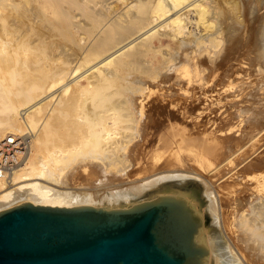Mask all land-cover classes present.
I'll return each instance as SVG.
<instances>
[{"label":"bare ground","instance_id":"1","mask_svg":"<svg viewBox=\"0 0 264 264\" xmlns=\"http://www.w3.org/2000/svg\"><path fill=\"white\" fill-rule=\"evenodd\" d=\"M32 3L37 4L34 5L33 11L34 15L39 17V21L42 18L44 20L48 18L50 22L47 23L54 22L49 19L50 15L59 12L64 16L70 9L78 10L80 15L87 20V22L72 21L75 29L77 31L84 30L88 37L70 36L71 32L65 31L70 28L67 27L63 33L72 38L75 46L69 45L67 47L64 44L63 46L61 44L56 45L58 43L55 44L57 49L60 48V51L65 53L66 59L62 56L64 61L61 57L59 58L61 62L58 60V62L52 61L48 62L49 64L42 62L44 65L41 64L38 61L41 56H38L37 60L36 57L27 55L33 47L29 38L27 42L23 41L27 39L23 37L24 32L17 27L16 29H9L15 27L13 25L12 27L7 26V19L4 16L6 7L8 9L26 8ZM217 7L218 2L216 0H0V140L8 133L25 135L30 132L29 136H36H33L34 140H29V149L13 167L9 178L7 180L0 179V210L23 202L51 206L126 207L157 194H176L190 203L191 200L189 201L185 197L187 192L183 189L193 187L201 190L202 195L208 199L209 213L213 217L212 220H216L218 215L220 216V194L211 189V186L206 185L207 182L204 177L205 180H202L198 175L196 179L169 174L151 176L152 178L142 185L131 186L128 190L123 191H105L106 193L99 195L85 189L83 192H75L67 185H69L70 180H74L73 172L79 164L87 165L89 172L112 174L104 182L110 181L114 185L126 181L127 178L130 179L134 160L133 152L136 150L143 151L149 147L139 140L150 136L152 138L153 133L167 126L163 119L158 118L151 122L149 120L150 112L145 113L149 109L157 113L162 110V107L157 103L152 105L144 103L145 99L143 101L142 98L151 93L147 83L155 82L158 87H156L157 91L163 95L166 92H171L170 87L172 85L181 89L186 83L193 84L197 80L203 82L216 68L221 69L220 67L223 65L225 67H222L220 73H223L224 76L228 74L227 70L231 67L227 56L229 53L228 51L222 53L226 49L223 47L227 42L224 31L226 15L220 11L221 16ZM210 19H213L214 22H208ZM239 22L241 23V21ZM63 24L64 22H62ZM48 28L50 29L49 26ZM53 33L51 34L53 35ZM49 34L47 36H50ZM38 37L35 36V39ZM252 38L254 40V37ZM42 41L43 39L41 42L39 41V45L42 44ZM39 42L37 40L36 44ZM58 42L60 43V41ZM219 47L221 50L219 49L220 51L217 52ZM241 47L243 46L241 45ZM262 47L263 49L259 50L253 58L250 56V61L246 62V68L249 71L251 69L260 71L264 68V46L262 45ZM21 48H23V53L20 51ZM250 48L252 49V47ZM250 48L247 49L249 54ZM220 52L221 56L219 55ZM218 56L220 59L217 61ZM39 63L40 66H38ZM212 64L213 67L210 66ZM131 67L140 69L142 73H133L135 70L132 69V73H129L130 71L127 73L125 70ZM79 70H83L85 81L83 83L78 82V80L71 82L70 80H73L72 78ZM168 71H173L175 74L170 75ZM199 75L202 78L198 79ZM224 76L222 75L220 78L221 83H223ZM218 77H220L219 74ZM167 80L169 83L166 82ZM164 83L167 86L162 85ZM61 86L62 89L60 88L58 93L55 94L54 92L55 95L51 94L48 99H45L51 91ZM188 92L192 95L190 90ZM83 93L86 94L83 106L81 105L84 109L77 117L78 113L76 115L72 110L76 111L75 108L79 105L77 101ZM153 93L155 92L152 91ZM175 95L174 97H176ZM53 97L55 100L51 103L50 99ZM155 97L157 98V95ZM192 98L190 106L194 108L195 105L192 102L195 101V98ZM157 99L160 100L159 97ZM181 99L185 98H179V100ZM228 101H232V99ZM176 102L170 105L176 107V112L170 117L174 120L184 118L180 106L177 107L179 102ZM69 111L73 113V116L76 115L77 119H70L68 117V115L70 116ZM157 116L160 117L159 114ZM126 120H129V123H126ZM57 122L65 128L62 129V132L60 130L61 133L57 135V138L55 137L56 140L53 139L54 141L49 145L46 140L49 139L48 136L52 132V128L55 127L53 125H56ZM55 129L57 128L55 127ZM79 129H85V142L79 140ZM224 139L216 142L213 147L220 149L218 156L225 160L227 154L223 143L227 139ZM83 143L89 148L87 151L89 153L84 156L82 153L84 152L82 151ZM114 171L118 174L112 173ZM192 174L194 173L192 172ZM215 178L217 177L215 176ZM85 181L88 183L96 182L89 179ZM166 184L174 185L177 189H169L172 192L166 191L163 188ZM236 186V184L233 185L229 192L232 190L234 193ZM255 186L259 187V184ZM247 191L249 196L247 197V208H245L243 200L246 198ZM261 193L264 192L255 191L253 188L249 190L242 188L234 193L235 195L243 194L242 199L231 198V201L234 202L236 208L234 214L235 227L238 230L242 228L239 229L237 226L251 228L254 238L259 243L260 251L264 253V194ZM192 207L194 208L193 205ZM200 215L203 220L202 229L204 231L210 218L206 217L208 214L205 215L204 212ZM213 221L210 227L214 229L213 223L218 219ZM222 226L223 230H226L223 221ZM242 231L245 233V230ZM205 232L208 231H204V234ZM244 238L242 239L244 240ZM251 240L248 239L249 242ZM205 242L209 249L208 264H244L243 260H240L241 257H238L240 255L237 254L236 250L231 245L222 242L215 229L208 237L205 236ZM255 253L256 256L257 251Z\"/></svg>","mask_w":264,"mask_h":264},{"label":"rangeland","instance_id":"2","mask_svg":"<svg viewBox=\"0 0 264 264\" xmlns=\"http://www.w3.org/2000/svg\"><path fill=\"white\" fill-rule=\"evenodd\" d=\"M216 1L218 2V7H217L218 11L219 12L221 11L223 12V14L226 15V19H225L226 25L224 27V31H225V37L227 39L226 40L227 42H225L226 44L223 47V49H225V47L226 49L223 50L222 53L226 51H228L229 53V55L227 56L229 57V63H231V67L228 69L229 71L227 70L228 74L224 76L223 73L222 74L220 73L222 69L225 67L223 65L220 67L221 69L216 68V70L212 72L209 78L204 80L203 82H201L200 80H197L193 84L186 83L187 86L185 85L184 86L185 88L182 87L181 89L176 85H172L170 87V89H172L170 90L171 92L169 93L166 92L163 95H161L160 92L157 91L158 87L155 82L153 83L152 81L150 83H147L148 86L150 87L151 93L147 94V96L145 95L142 98L143 101L145 99L144 103L146 105H152V104L157 103L158 105L162 107V110L159 113H157V112H152V110L149 109L145 113L148 114L150 112L149 114L151 116L149 120L151 122H154L158 118L163 119L164 123L168 127L165 126L164 129H160L156 131L155 133H153L152 138L150 136V137H145L144 139L139 140L141 143L149 147H147V149L143 151L136 150V152L135 151L133 152L134 160H133V164L131 168L132 169L131 174L129 176L130 179L127 178L126 181L118 182L119 184L115 183L118 185L117 186V185H114L113 182L111 183L110 181L104 182V180L106 179L108 180L112 174L106 175L102 172H98V173L95 171L89 172L87 170V165L79 164L77 165L76 169L73 172L74 180H70L69 185L67 186L68 187L70 186V189H72V191H75V192H83L85 190L87 191L89 190L88 192H92L95 195L97 194L99 195L100 193L103 194L105 191L106 192H110V191L116 192L119 190H122V191L128 190V188H130L131 186L135 187L138 185H142L143 183H145L147 180L151 179L152 177L162 175V174L181 175L183 177L191 178V179H196L198 175V177L202 178V180L206 179V182H207V183L205 182L206 185H208L209 187L211 186V189H213L214 191H217L220 194L219 195L221 199L219 202L220 216L218 215V218H217L218 221H216L217 219L214 220L216 222L212 220L213 217L209 213V209L207 207L208 199L202 195L201 190H197L193 187H187L185 190L183 189V191L187 192L185 193V197L189 201L191 200L190 203L194 206L195 210L198 211L200 214H203V212L205 213V215L208 214L206 217L210 218V220L207 226L210 227V224L212 223V221L214 222L213 223V225L215 226L214 229L218 233V236L221 238L222 242L226 245H231L234 248V250H236L237 254L240 255L238 257H241L240 260L241 261L243 260L242 262L244 264H264V253L260 251L259 243L256 240V238H254L251 228L247 229L245 227L237 226L239 229L242 228L238 230L235 227L234 214L236 212V208L234 207V202L231 201V198H234V199L241 198L242 199V197L244 196L243 194H240V195L234 194L236 193V191L238 192L242 188H244V190L245 189L249 190L253 188L255 189V191L264 192L263 191L264 190V68L260 71L256 69H251L252 72L246 68L247 66L246 62H248V60L250 61V56L253 58L258 53L259 50L263 49L262 45L264 46V25H263L264 24V15H263L264 0H259V3H258V0H249V1L248 0H216ZM261 1L263 4L261 3ZM34 5L36 6L37 4L32 3L31 6L29 5L26 8L22 7V8H9L8 9L6 7L4 9V16L7 19V20L5 19L7 26L12 27L13 25L15 27L9 28V29H14V28L16 29L17 27V29H19L20 31L22 30L24 32L23 37L27 38V39L24 38L25 40L23 41L27 42L29 38V42L32 43L31 45L33 49L29 50L30 53H28L29 51L28 52L26 51L28 53L27 54L28 56H34L36 57V59L38 56L39 57L41 56L40 58H38L39 60L37 59L38 61H40L41 64L43 63L47 64L48 62L50 63L52 61L58 62V60H60L59 62H61V59L59 58L63 56L64 59H66L65 58L66 56L64 52L60 51V48L57 49L55 44L58 43L56 45L61 44V46H63L64 44L67 47L69 45L75 46V43L72 41V38L70 36H76V37L83 36L85 38L88 37L87 32H85L82 29L77 31L75 29V26L73 25V21L81 20L82 22H87V20L80 15V12L78 10L76 9L68 10L67 9L68 13L65 14L64 16L63 14L61 15L59 12H57V14L50 15L49 19L54 22L47 23V22H50L48 21V18H46L45 20L44 18H42L43 20L40 19L41 21L40 22L39 17L34 15V11H33L35 8ZM221 12H220V15L222 16ZM19 18H21L22 20ZM70 20L71 21L73 20L72 23ZM11 21H13L14 23H12ZM238 21H241L242 24L240 22L238 23ZM58 22H60L61 27H59L60 25H58L59 24ZM62 22H64L63 25H62ZM208 22H214V20L210 19ZM66 23L68 26L66 25ZM33 24L34 26H32ZM48 26L50 27V29L48 28ZM240 26L242 27L240 28ZM67 27H70V28H67ZM62 28H63V31H62ZM256 28H257V31H256ZM45 29L53 30L55 31L54 32L55 34L53 33V31L48 30L49 32L53 33V35L51 33L49 34V32ZM64 29H66L65 31H68V32L70 31L71 33L70 32L69 33L71 35L69 36L68 34L67 35L64 34L63 33L65 32ZM236 29H238L239 31ZM251 29L253 30L251 31ZM252 32L255 34L253 35ZM48 34L50 36H47ZM250 34H252L253 36H251ZM43 35H46V36H43ZM35 36L37 37L39 36L38 38H36L38 42L39 41L41 42L42 39L43 41L45 40L47 42L42 41L41 45H39L40 42L37 43L38 44L37 45L36 44L37 40L35 39ZM238 37L240 38L237 39ZM252 37H254V40ZM51 38L52 39L54 38L53 39L54 41ZM230 38H233L234 40ZM249 40H251L252 43ZM58 41H60V43ZM230 42L232 43V45H230L231 44ZM255 44H256V47H255ZM241 45L243 47H241ZM220 47L216 50L217 52L221 50ZM250 47H252V49L254 47V50H252ZM249 48H250V54H249V50H247ZM22 49L23 48H21L20 51L23 53L24 51ZM21 52L20 54H22ZM220 54L221 52L219 53V55ZM220 56L217 57L216 59L217 61L220 59ZM63 57H62V61H64ZM40 63L38 66H40ZM210 66L213 67V64ZM131 69L135 71L133 72ZM83 70H79L77 74L72 78L73 80H70V81L74 82L75 80H78V82L83 83L85 81L83 77L84 73L82 72ZM125 71L127 73L129 71H130L129 73H132V72L142 73L140 72V69L137 70L134 67L133 68L131 67L130 69L127 68ZM168 72L170 75L175 74L173 71H168ZM218 74L220 77H218ZM222 75L224 76L223 83H221V80H220ZM200 78H202V76L199 75L198 79ZM166 82L169 83L168 80ZM162 85L167 86V84L165 83ZM189 86H191L190 87L191 89L189 88ZM60 88L62 89V86L55 89L56 91L55 90L51 91L49 96L45 97V99H48L51 96V94L55 95L56 93H58L60 91ZM186 90L188 91L190 90L192 95H190V93ZM152 91L155 93L152 94ZM154 94L157 95V98L159 97L161 101L160 100L158 101V99L155 97ZM174 95L177 98L174 97ZM225 95L227 96L228 100L232 99V101H228ZM54 97L50 99L51 103L55 100ZM170 97H171V100H170ZM186 97L188 99L190 97L191 98L188 100ZM192 97L195 98L194 99L195 101L192 102L195 105L194 108H191L190 106V102L193 99ZM85 98H86V94L83 93L80 96L79 100L77 99L78 100L77 103L79 105H77V107L75 108L76 111L72 110L74 114L78 113V115L76 114L77 117L80 115L79 113L82 112V109H84V107L82 108L83 106L82 104ZM166 98H168L169 100ZM179 98H185V99L179 100ZM224 98L226 99V101ZM45 99L43 98L42 100L44 101ZM175 99L176 100L178 99L177 102ZM215 99L219 101L217 102V100ZM220 101H224V102H220ZM173 102H176V103L179 102L177 104V107L180 106V109L182 110L184 114V118H178L175 120L170 119L171 115H173L174 112H176L175 111L176 107L170 106L172 105ZM69 113H70V116L68 115V117L72 120H75L76 115L73 116L72 115L73 113L70 111ZM158 114L160 115V117L157 116ZM125 122L129 123V120H126ZM59 124L61 123L57 122L56 125L55 124L53 125V127L55 126L57 129H55V127L52 128L53 129L51 130L52 132L50 131L52 134L50 133L48 136L49 139L46 140L47 144L50 145L54 140H56L57 135L63 131L62 130L63 128H65L63 126H60ZM57 126H59L60 129ZM26 131H28V129H26ZM84 132H85V129L78 131V136L80 138L79 137L77 138H79L81 142L86 141V138H85L86 132L85 133ZM29 134L30 132H27L25 135L29 139L34 140V137L36 136L34 135L29 136ZM221 136L223 138H219ZM50 137L52 140L50 139ZM224 138L227 139L223 143L226 149L225 153L227 154L226 155L227 158L225 160L223 158L220 159L218 156L220 149H218V147H215V148L213 147V145H215L216 142H219L220 140H225ZM215 139H217L218 141ZM149 148L150 150H148ZM82 151H84L82 152L83 156L89 153V152L87 153V151H89V148L86 147L84 143L82 146ZM99 156H102V154H99ZM192 172L194 174L195 173L197 174L194 175L192 174ZM112 173L118 174L116 171ZM215 176L218 179L215 178ZM88 179L94 180L96 182L88 183L85 181ZM235 184L237 186H236V190L234 191V193L232 190L231 192H229L230 188ZM257 184H259V187L255 186ZM163 188H165L166 191H169V192H172V190H169V189H173V188L177 189L176 186L171 185V184H166L163 186ZM66 189H69V188L66 187ZM97 190L98 192H95ZM246 194H245L246 198L243 200L244 201L243 205L245 208H247V203H248V199H247V197L249 196L248 191L246 192ZM261 194H264V193H261ZM151 197L153 196H150V198ZM15 205L17 204H13L12 206H15ZM6 208H9V207H6ZM222 221L224 222V226L226 227V230H223ZM207 226H206V229L204 230V231L206 230L208 231V232H205L204 234L206 237H208L209 234H211L212 231H214L213 228L211 227L208 228ZM242 230H245V233ZM249 231L250 233H248ZM246 235L248 236V238ZM242 238H244L245 241ZM248 239L250 240L252 239V240L249 242ZM256 251L258 255V256L256 255L257 257L255 256Z\"/></svg>","mask_w":264,"mask_h":264},{"label":"water","instance_id":"3","mask_svg":"<svg viewBox=\"0 0 264 264\" xmlns=\"http://www.w3.org/2000/svg\"><path fill=\"white\" fill-rule=\"evenodd\" d=\"M157 194L126 207L23 202L0 210V264H208L203 220Z\"/></svg>","mask_w":264,"mask_h":264},{"label":"built area","instance_id":"4","mask_svg":"<svg viewBox=\"0 0 264 264\" xmlns=\"http://www.w3.org/2000/svg\"><path fill=\"white\" fill-rule=\"evenodd\" d=\"M26 135L8 133L0 140V179L7 180L13 167L30 147Z\"/></svg>","mask_w":264,"mask_h":264}]
</instances>
